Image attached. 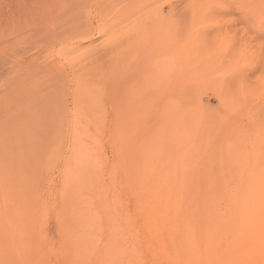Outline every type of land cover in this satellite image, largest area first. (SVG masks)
<instances>
[{"label": "rangeland", "instance_id": "obj_1", "mask_svg": "<svg viewBox=\"0 0 264 264\" xmlns=\"http://www.w3.org/2000/svg\"><path fill=\"white\" fill-rule=\"evenodd\" d=\"M102 1L0 0V264H166L125 179L264 181V0Z\"/></svg>", "mask_w": 264, "mask_h": 264}, {"label": "bare ground", "instance_id": "obj_2", "mask_svg": "<svg viewBox=\"0 0 264 264\" xmlns=\"http://www.w3.org/2000/svg\"><path fill=\"white\" fill-rule=\"evenodd\" d=\"M104 30L100 24L98 31ZM124 186L139 195V208L155 227L166 264H264V181L241 179L229 184L146 178L125 179ZM118 254L119 264H137L136 257L132 261Z\"/></svg>", "mask_w": 264, "mask_h": 264}]
</instances>
